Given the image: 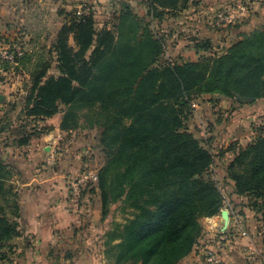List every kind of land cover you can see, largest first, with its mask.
Returning <instances> with one entry per match:
<instances>
[{"label": "trees", "instance_id": "trees-1", "mask_svg": "<svg viewBox=\"0 0 264 264\" xmlns=\"http://www.w3.org/2000/svg\"><path fill=\"white\" fill-rule=\"evenodd\" d=\"M191 1L147 0V7L151 13L157 8L177 13ZM119 22L117 35L97 34L92 17L73 15L49 59L24 51L18 56L10 48L14 61L0 57V70L27 69L34 97L29 116L47 121L61 114L64 133L78 130V111L97 110L99 142L108 158L97 174L103 207L110 199H126L131 211L118 233H107L106 255L116 253L113 264H180L201 238V220L221 216L226 201L210 172L213 150L182 132L187 99L211 95L238 104L236 96L254 103L264 99V29L243 35L225 54L212 53V43L200 46V41L195 43L202 53L199 61L157 67L161 41L129 11ZM71 34L77 51L70 46ZM6 44L12 47L0 39V49ZM52 62L60 76L47 77ZM234 150L228 179L235 195L248 199L264 239V132ZM13 178L11 167L0 161V263L6 259L3 251L15 250L14 241L21 237Z\"/></svg>", "mask_w": 264, "mask_h": 264}, {"label": "rangeland", "instance_id": "rangeland-1", "mask_svg": "<svg viewBox=\"0 0 264 264\" xmlns=\"http://www.w3.org/2000/svg\"><path fill=\"white\" fill-rule=\"evenodd\" d=\"M258 3L262 5L264 4V0ZM21 4L24 10L22 15L24 16V21L19 22L13 28L11 36L5 37L12 47L7 44L3 45L0 49V54L9 53L10 48H12L14 51L19 49L28 54L38 53V56L43 55L49 59L48 53L52 50L58 33L71 20L73 15L92 17L97 34L102 31H109L117 35L119 32L117 26L120 24L119 18L123 12L129 11L155 39L161 41L163 53L158 59L157 67L197 62L200 59V57L196 58L191 52L192 49H197L196 46L198 45L195 43L191 44L190 42L195 38V33H202L205 29L195 27L197 31L192 33L193 27H190L188 24L191 23L187 19L190 14L191 5H195L193 1L188 3L185 9L177 13L169 10L164 11L160 8H157L156 12L151 13L147 7V0H23ZM255 10L252 9L246 19L251 14H254ZM162 13L164 15H160ZM69 43L77 51L72 34L69 37ZM202 43L204 41H201L199 45L202 46ZM216 45L217 43L215 42L214 45L212 44V53L221 55L226 53L228 48L221 51L217 49ZM92 51L93 48L87 53V57H90ZM53 55L55 56V54ZM13 66L15 67L16 65L14 64ZM51 76H60L56 62H52L47 75V77ZM0 85V94L5 96L4 103L0 105V151L6 148L22 151L27 147L35 146V141L48 135L52 131V127L46 121L37 120L29 116V109L34 99L32 96L33 81L29 71L27 69L25 71L11 69L7 72L0 70ZM187 100H189L187 105L188 112L185 118H183L182 132L186 131L196 139L202 140L205 143L204 146L215 150L218 155L216 156L219 158H222V152H229L230 149L237 148L238 146L243 147L245 145L244 147H246L254 142L259 133L264 132V99L255 103L239 102V104L231 99H221L227 102L223 107H221V100L217 96H191ZM233 107L236 108V112L233 111ZM67 109L63 108L62 110L64 112ZM96 111L88 109L78 111L81 117L78 128L79 132L63 137L59 146L60 150L58 151L59 154H64V151L71 146L74 140V143L78 141L80 143L85 136H91L92 141L82 147L84 151L81 155V160L90 165L89 169L80 172V174L73 178L75 180L87 173L93 174L94 177H92L88 184L90 187L86 189L85 193H95L98 182L97 175L95 176V174H98L104 168L108 160L99 142L102 130L97 123L98 117L95 114ZM31 135H34V138L27 139ZM27 140H29V143L24 145L23 142ZM15 154L17 155L18 152ZM22 154L25 156L26 153L23 152ZM48 157H51V155L49 154ZM57 158L54 160V165L62 157L59 155ZM4 163L11 167L15 177L16 169L14 166L7 162ZM210 172L215 178L216 172L213 169ZM217 177H219L218 174ZM92 187L94 189H91ZM248 207L250 209L249 201ZM103 212L106 214L105 218L110 225L108 233L116 234L119 232L116 231L117 226L124 225L131 211L127 206L126 199L117 202L110 199L107 208L103 207ZM249 216L246 218L247 215H245L243 221H245V226L249 230V240L252 245L244 244L240 240L238 249L241 254L238 257V264H249V258L254 259L257 264H264V239L259 236L261 229L257 219L252 217V215ZM110 241L111 239H109ZM106 242L107 235L105 237V244ZM14 246L16 247L15 241ZM111 246L108 247V250ZM3 252L6 253V259L0 264H19L17 249H7ZM105 257L107 258V262L114 263L116 253L109 251L108 256L105 254ZM125 264L133 263L129 262Z\"/></svg>", "mask_w": 264, "mask_h": 264}, {"label": "crops", "instance_id": "crops-1", "mask_svg": "<svg viewBox=\"0 0 264 264\" xmlns=\"http://www.w3.org/2000/svg\"><path fill=\"white\" fill-rule=\"evenodd\" d=\"M242 1L193 0L195 5H191L187 18L191 23L188 24L193 27L192 33L197 31L195 27L205 30L202 33H195V38L190 43L210 41L214 45L215 42L217 49L223 51L241 40L243 35L262 29L264 4L260 3L254 4L253 9H256V12L242 23L225 28H213L212 16L215 11L228 8L232 12H237ZM21 2L23 0H0V39L11 36L13 28L24 21ZM191 52L196 58L202 54L195 48ZM225 101L221 100V107L227 103ZM235 109L233 107V111ZM61 119L62 116L57 115L46 121L51 125L52 131L37 139L35 146L23 149L25 156L21 150L6 148L0 151V160L12 164L16 169L13 181L19 194L21 232V237L15 240L17 260L19 264H113L107 262L105 257V237L110 225L103 212L98 188L95 193L84 194L79 212L73 213L69 210V183L74 176L89 169L90 165L81 160V155L84 151L82 147L88 145L92 138L85 136L80 143L79 141L74 143V140L64 154H59L63 137L79 132V130L71 133L62 132ZM212 152L217 155L215 150ZM49 154L51 157H48ZM59 155L62 158L54 165V160L58 159ZM234 155L235 150L222 152V158L217 157L218 155L215 157L212 169L216 172V181L222 188L226 200L236 208L242 220L245 215L246 218L252 215L257 219V215L248 207V199L235 195L234 183L228 179L227 169ZM222 223L221 216L201 220L203 231L198 245L216 249L226 264H238L240 253L232 250L229 245L221 246L216 239ZM242 242L252 245L249 239H243ZM180 264H202L198 250L195 249Z\"/></svg>", "mask_w": 264, "mask_h": 264}, {"label": "built area", "instance_id": "built-area-1", "mask_svg": "<svg viewBox=\"0 0 264 264\" xmlns=\"http://www.w3.org/2000/svg\"><path fill=\"white\" fill-rule=\"evenodd\" d=\"M261 1L263 0H243L237 12H232L228 8L215 11L212 16L213 28H225L229 26H236L242 23L246 20L247 15L253 9L254 4ZM15 52L18 56L22 55V52L19 49H17ZM0 57L10 60L11 62L14 61V55L9 54L8 52L0 54ZM92 177H94L93 174L87 173L81 178L70 181L69 210H71L73 213H77L81 210L83 204V192L86 190ZM223 210H227L229 212L230 222L225 232H221L220 230L217 231L216 239L221 246L229 245L232 247V250L240 253L238 249V246H240V240L250 238L249 230L246 228L247 226H245V223L241 219L239 212L232 206L230 201H225ZM198 244L195 246L194 250H198L202 264H226L216 249L209 246L199 247ZM248 260L249 264H257V262H255V260L252 258H249Z\"/></svg>", "mask_w": 264, "mask_h": 264}, {"label": "water", "instance_id": "water-1", "mask_svg": "<svg viewBox=\"0 0 264 264\" xmlns=\"http://www.w3.org/2000/svg\"><path fill=\"white\" fill-rule=\"evenodd\" d=\"M236 99L239 101V102H242V103H250V102H253V100H249V99H245V98H241L239 96H236ZM5 101V96L0 94V105L3 104ZM221 217L223 219V223H222V226H221V229L220 231L221 232H225L229 226V222H230V219H229V212L227 210H223L221 212Z\"/></svg>", "mask_w": 264, "mask_h": 264}]
</instances>
